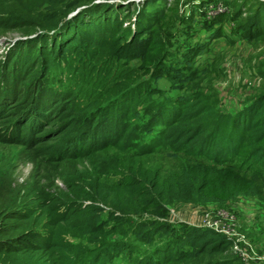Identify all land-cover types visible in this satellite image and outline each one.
I'll return each instance as SVG.
<instances>
[{"label": "trees", "instance_id": "1", "mask_svg": "<svg viewBox=\"0 0 264 264\" xmlns=\"http://www.w3.org/2000/svg\"><path fill=\"white\" fill-rule=\"evenodd\" d=\"M120 1L0 0V38L12 44L0 64L6 75L0 81V114L17 96L3 90L9 88L10 82L4 85L9 75L11 82H29L34 75L43 79L64 62L60 85H34L35 105L24 108L2 131L11 137L18 128L35 130L31 114L44 119L45 125L64 114L69 120L64 128L76 124L88 128L86 135L108 125L99 132L102 145L122 140L138 156L170 150L183 153L188 162L170 181L141 168L131 169L113 184H91L77 193L79 204L68 194L51 190L21 195V185L6 181L9 171L0 173V256L25 259L27 264H35L41 253L58 254L70 264H107L109 253L134 264L204 257L210 264L230 260L239 264L227 236L210 227L171 223L167 206L171 202L222 204L259 193L256 179L264 178V94L253 96L234 114L217 111L214 100L200 91L186 99L181 95L176 100L151 99L154 70L163 69L171 48L164 26L176 28L169 22L179 18L168 0L157 6L159 0ZM229 3L236 18L247 15L235 33L248 41L264 35V1ZM135 60L141 63L138 68L131 65ZM200 72L197 68L190 75L195 80ZM64 84L70 88L65 90ZM60 102L61 113H50ZM157 125L161 129L156 136L142 142ZM94 147L90 142L86 151ZM25 196L29 202L22 201ZM112 235L120 239L108 242ZM66 236L87 237L92 248H76Z\"/></svg>", "mask_w": 264, "mask_h": 264}, {"label": "rangeland", "instance_id": "2", "mask_svg": "<svg viewBox=\"0 0 264 264\" xmlns=\"http://www.w3.org/2000/svg\"><path fill=\"white\" fill-rule=\"evenodd\" d=\"M158 4L165 3L159 0L155 5ZM168 5L176 9L179 19H170L169 23L174 24L176 28L169 24L164 26L163 32L168 33L165 40L169 41L171 48L167 49L165 66L163 69L154 70L155 78L151 82L155 92L164 94L161 96L152 92L151 99L166 97L176 100L179 95L186 99L192 92L200 91L208 100H214L217 111L234 114L245 107L253 96L264 94V35L257 34L254 39L248 41L242 37V33H235L240 24L244 23L246 14L236 18L229 0H168ZM11 45L9 40L0 38V64L5 51ZM63 63L62 61L61 66L54 68L52 74L43 79L34 75L29 82H19L18 79L11 82L9 75L8 83H4L8 85L10 82V85L3 90L8 91L9 95L15 93L19 96L18 102L16 96L12 101L14 104L11 107L5 106L0 114V173L9 171L5 176L6 181L12 180L11 186L21 185V195H29L31 191L41 189L51 190L55 194H68V197L75 199L77 193L91 184L116 183L131 169H150L163 181L174 178L177 171L188 162L183 153L157 150L145 156H138L133 149L126 148L127 143L122 140L102 145L99 132L106 131L108 125L96 128L94 133L86 135L88 128H79L76 124L68 129L64 128L69 121L64 114L59 118L53 117L48 125L41 123L44 119L39 120L38 116L31 114L29 119H34L35 130L30 128L20 132L18 128L13 130L14 135L11 137H7V132L3 133L11 121L15 122L14 117L18 118L19 112L32 102L35 103L34 94L38 90L34 85H60L59 78L64 76ZM131 65L138 68L141 63L135 60ZM197 68L202 69V72L198 73L194 80L190 72ZM5 77L0 71V81H4ZM173 77L176 82H173ZM146 78L147 73L142 79ZM34 81L36 83L33 84ZM62 87L66 90L70 85L64 84ZM46 97V94L41 96L43 100ZM63 106L62 102L57 103L50 113H61L59 108ZM140 109L141 107H138V110ZM159 129L161 126H154V130L141 141L149 142ZM80 133L81 137L78 136ZM90 142H94L95 147L86 151ZM249 175L251 177L252 174ZM256 184L259 189L257 195H239L235 200L222 204L213 201L195 204L171 202L167 206L168 220L176 224L183 222L187 225L217 229L219 233L237 243L241 250L236 253L240 257L239 264H264V178L259 176ZM29 200L26 196L22 199L27 202ZM75 203L79 204V199H75ZM66 239L74 242L76 248H92L87 244V237L66 236ZM119 239L118 235L107 238L110 243ZM131 241L132 244L136 243L135 239ZM107 255V264H134V261L129 262L125 257H113L110 253ZM97 256L100 257V251ZM98 257L96 259L100 261ZM210 263L209 258L204 257L198 261L168 264ZM234 263L235 261L230 260L227 264ZM0 264L27 263L25 259L1 255ZM35 264L70 262L60 260L58 254L41 253L36 257Z\"/></svg>", "mask_w": 264, "mask_h": 264}, {"label": "built area", "instance_id": "3", "mask_svg": "<svg viewBox=\"0 0 264 264\" xmlns=\"http://www.w3.org/2000/svg\"><path fill=\"white\" fill-rule=\"evenodd\" d=\"M97 1H99V0H97ZM215 231L218 232L217 229H215ZM229 239H230V238H229ZM230 240L232 241V239H230ZM232 249H233V251H234L235 253L241 252V250L238 248L237 243H236L235 241H232Z\"/></svg>", "mask_w": 264, "mask_h": 264}, {"label": "water", "instance_id": "4", "mask_svg": "<svg viewBox=\"0 0 264 264\" xmlns=\"http://www.w3.org/2000/svg\"><path fill=\"white\" fill-rule=\"evenodd\" d=\"M108 2H121L120 0H107ZM128 1H135V2H139L142 0H127V1H123V3L128 2Z\"/></svg>", "mask_w": 264, "mask_h": 264}]
</instances>
